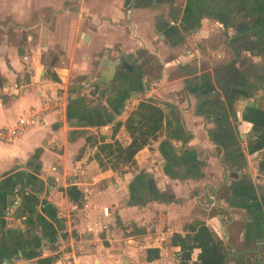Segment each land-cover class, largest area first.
Listing matches in <instances>:
<instances>
[{"label": "crops", "instance_id": "0c3cea01", "mask_svg": "<svg viewBox=\"0 0 264 264\" xmlns=\"http://www.w3.org/2000/svg\"><path fill=\"white\" fill-rule=\"evenodd\" d=\"M148 98L171 125L135 163L99 166L86 135L128 144L113 123ZM249 104L264 107V0H0V125L24 119L0 141V264H29L30 247L53 264H126L125 235L152 264L195 221L231 264H264Z\"/></svg>", "mask_w": 264, "mask_h": 264}, {"label": "trees", "instance_id": "16d2710c", "mask_svg": "<svg viewBox=\"0 0 264 264\" xmlns=\"http://www.w3.org/2000/svg\"><path fill=\"white\" fill-rule=\"evenodd\" d=\"M54 77H57L54 75ZM243 119L251 123L247 145L252 151H259L257 169L264 173V107L252 104L245 105L242 110ZM171 120L164 115L162 107L151 98L141 99L137 106L129 112L125 120H116L113 123V132L123 123L127 130L130 141L123 145L117 138L106 141L104 136L99 135V141L93 134L86 135V140L94 142L97 150L94 158L101 167L116 168L121 164L135 163V152L146 144L151 143L161 133L164 126H170ZM84 129H71L69 139L83 134ZM67 196L77 205L82 204L83 192L74 184L65 188ZM173 241L179 240L180 247L176 253L179 264H227L230 261V246L213 229L208 228L203 222L195 221L188 224V231L184 235L173 234ZM198 248L195 258L191 257L192 251ZM158 248L147 250V258H157ZM26 257L30 258L29 264H53L54 255L42 256L33 247L26 250ZM242 263L238 260V264ZM65 264H73L71 262Z\"/></svg>", "mask_w": 264, "mask_h": 264}, {"label": "rangeland", "instance_id": "374dc122", "mask_svg": "<svg viewBox=\"0 0 264 264\" xmlns=\"http://www.w3.org/2000/svg\"><path fill=\"white\" fill-rule=\"evenodd\" d=\"M211 212H213V210H211ZM201 222H204V221H201ZM207 227L210 228V226L208 225ZM165 240L167 241V244H166L168 246L167 249H164V252L161 255H159L158 257L159 259H157V261L152 264H179L177 259L175 258L176 251L174 250L173 246L171 247L170 245V242H173L174 243L173 245H175V243L177 242V239L173 241V237L171 238L168 237V239L164 238V241ZM121 242L128 251L132 250L131 258L133 260H131L129 258L130 256L127 254L128 255L127 257L129 259L127 260L126 264H146L144 263L145 261L142 257V252H141V245L143 246V244H141L142 242L140 243L137 239L134 241L132 237H128L127 235H125V238ZM197 251H198V248H195L192 251V254H191L192 258H195ZM122 256H120L121 259H122ZM241 260H242V263H239V264H251V259L249 258L247 254L244 255V258L242 256ZM119 263L122 264V262H119ZM227 264H231L230 261Z\"/></svg>", "mask_w": 264, "mask_h": 264}, {"label": "built area", "instance_id": "2783aa9c", "mask_svg": "<svg viewBox=\"0 0 264 264\" xmlns=\"http://www.w3.org/2000/svg\"><path fill=\"white\" fill-rule=\"evenodd\" d=\"M25 57L26 55H24V58ZM23 122H24L23 118H18L17 121L13 125H10V126L0 125V141L2 142L12 141L17 136V134L21 131ZM14 191L17 192L18 187H15ZM13 201L14 203H16L18 201V197H15ZM19 260H20V257L16 256V257L11 258L10 261H7V264H16V262Z\"/></svg>", "mask_w": 264, "mask_h": 264}, {"label": "water", "instance_id": "95a60500", "mask_svg": "<svg viewBox=\"0 0 264 264\" xmlns=\"http://www.w3.org/2000/svg\"><path fill=\"white\" fill-rule=\"evenodd\" d=\"M110 62H111V61H110ZM101 63H102L103 65H105V64H109V60L107 61V59H102Z\"/></svg>", "mask_w": 264, "mask_h": 264}]
</instances>
